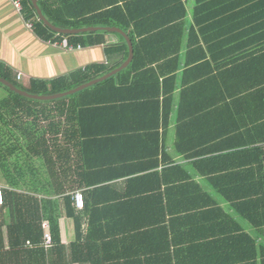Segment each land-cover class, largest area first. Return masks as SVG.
<instances>
[{
    "label": "crops",
    "instance_id": "0c3cea01",
    "mask_svg": "<svg viewBox=\"0 0 264 264\" xmlns=\"http://www.w3.org/2000/svg\"><path fill=\"white\" fill-rule=\"evenodd\" d=\"M126 1L37 3L57 27H116L130 37L116 24L84 23L112 21L117 15L111 12ZM238 1L184 0L182 34L171 42L179 47V66L169 117L161 115L158 124L154 118L146 120L149 103L117 102L101 110L88 109L83 115L85 134L71 137L65 151L71 156L65 157L62 169L46 167V181L39 183L33 173L32 177L15 173L13 180L7 169H0V187L4 193L15 192L13 210L10 203L0 206V264H179L186 254L181 250L189 243L194 247L189 252L198 253L208 251L203 246L216 240L241 236L249 241L213 245L211 251L223 254L220 260L255 257V262L264 264V50L233 38L239 15L223 11L215 19L219 8L240 6ZM24 2L18 10L10 0H0L1 77L25 88L45 81L53 89L56 78L121 59V54L106 53L111 45L122 43L121 33L88 30L71 34H83V41L75 43L50 29L31 1L33 10L25 9ZM201 10L207 11V20ZM195 17L205 31H199ZM165 18L163 14L157 20ZM100 36L101 42L89 43ZM63 38L81 48L66 50ZM4 136L6 141L10 137ZM10 139L20 143L16 154L24 150L36 157L22 135ZM184 188L188 193L180 194ZM76 191L83 193L82 208L75 205ZM169 202L174 204L169 207L172 212L197 204L201 210L195 217L170 216ZM43 221L53 240L48 248L42 246ZM24 224L30 228L23 230ZM150 224L159 225L156 235L147 232L154 227ZM39 234L38 243L25 240L27 235L35 240ZM154 236L158 254L152 259L154 249L148 240ZM172 238L175 246L167 251V239ZM10 241L24 246L14 254ZM193 259L186 264H201Z\"/></svg>",
    "mask_w": 264,
    "mask_h": 264
},
{
    "label": "trees",
    "instance_id": "16d2710c",
    "mask_svg": "<svg viewBox=\"0 0 264 264\" xmlns=\"http://www.w3.org/2000/svg\"><path fill=\"white\" fill-rule=\"evenodd\" d=\"M239 1L237 3H239ZM126 2H128V4L125 3L123 8L117 7L111 12L113 13V17L115 15L114 12L117 15L112 21H84V23L87 24H101L106 26L116 24L123 30L129 31L134 48L133 59L126 68L122 69L117 74L116 79L110 77L77 94L50 101L29 99L2 85L8 90V94L0 99V167H4L11 155L15 154V144L20 145L18 141L14 142L10 139L14 138V135L18 133V135H22L25 138L24 142L28 144L27 146L31 148L36 157L43 160L44 165H46L48 169H62L65 163L64 160L66 158L70 159L69 156H71V154H69L70 152H65L68 145L72 144L70 141L71 137L85 134L83 131V115L85 113L84 111L88 109L101 110L109 108L111 106L110 104L117 102L142 105L149 103V111H146L148 114L146 115V120L154 118L156 124H158L161 115L162 118L170 116L171 107L174 104L175 74L179 66L177 58L179 47L175 48L171 42L178 39L182 34V19L185 9L184 0H128ZM24 3L25 9L33 10L29 0H25ZM239 4L240 6L235 4L229 5L230 7L224 10L219 8V10L215 12V14L218 15L215 19H217V17L221 18L223 11L230 12L229 16L232 14L239 15V20L233 25L238 33L233 38L244 39L247 43L254 42L259 45H255L254 49L259 48L260 50H264V0H241ZM200 12L205 16L203 19L207 20L208 16L205 14L207 11L201 10ZM163 14L166 18L158 22V17ZM210 16L211 15H209V17ZM152 21L156 22L152 24ZM195 23L199 26V31L203 32L206 30L205 28H200L201 21L196 17ZM219 23H221V21H219ZM149 24L152 25L148 26ZM44 29L54 33L47 27H44ZM97 34L98 32L93 33V35ZM59 36L68 37L69 41L75 43L83 41V34H59ZM102 39V36L97 39L93 38L89 43L101 42ZM121 39V44L111 45L106 50L109 56L121 54V59L119 61H114L113 63L109 61L102 64H90L83 70L78 69L66 76L56 78L53 80V89L48 88L45 81H40L39 84L32 85L30 88H25L19 84H16V86L30 93L52 94L72 89L84 82L99 77L118 67L122 61L128 57V45L122 36ZM262 53L264 56V51H261V54ZM151 115L154 116L150 117ZM96 116L99 117V114ZM29 118H31L32 121L29 122ZM16 119L20 121L17 123ZM5 133L10 135L7 141L4 139ZM153 176H155V174H153ZM142 178L143 177H140V179ZM171 186L173 187V185ZM168 188L171 187L168 186ZM179 191L180 194L186 192L185 188ZM14 195L15 192L13 191L6 190L4 193V205L6 203L12 204V210ZM134 200L137 199H132V201ZM173 205L172 202L167 204L168 212H170L167 213V215H182L183 213L185 217H195L198 210H201L199 209L200 206L197 204L196 206H179L176 210L178 212H172L169 207ZM40 220L41 218H38V221ZM170 222L171 221H169V223ZM148 226L154 227L150 228L147 232L156 235V230H159V225L150 224ZM26 228L30 227L24 224L23 230ZM166 234L167 236L169 235V230ZM155 237L156 236L148 240L149 245L154 249L153 254L150 253L149 255L151 256L149 258L152 259L158 254V238ZM25 240L38 243L41 237L39 234L38 238L32 240L30 236L27 235ZM225 241H227V243H225ZM245 241H249L246 236L229 240H216L214 243L203 246L204 248L209 247L206 249L209 252L202 251L198 253H196V249L193 250L194 253L189 252L194 248L193 245L189 243V245H186V247H183L181 250L186 251V254L183 255L180 262L186 264L195 258L198 262L201 261V264H258L255 262V257H252L253 260L249 257L244 259L240 257L232 260H220L219 256L223 254L220 255L219 253L211 251V246L213 245H219V247H221V245H240ZM23 244L21 242L10 241V252L17 254L18 250L24 246ZM171 246H175L173 238L167 239V251H169ZM1 247L2 246H0V252L2 250ZM99 259L103 261L105 257L100 256ZM167 261H172L170 255H167Z\"/></svg>",
    "mask_w": 264,
    "mask_h": 264
},
{
    "label": "water",
    "instance_id": "95a60500",
    "mask_svg": "<svg viewBox=\"0 0 264 264\" xmlns=\"http://www.w3.org/2000/svg\"><path fill=\"white\" fill-rule=\"evenodd\" d=\"M34 6V8L36 9L37 11V14L39 16V18L50 28L52 29L53 31L59 33V34H78V33H81V32H85V31H88V30H98V29H105V30H109V31H115V32H118V33H121L127 44H128V57L116 68H114L113 70L99 76V77H96V78H93L87 82H84L72 89H69V90H66V91H62V92H56V93H52V94H36V93H30L26 90H23L19 87H17L14 83H12L11 81L7 80L6 78H3L0 76V83L4 86H6L7 88H9V90L23 96V97H26V98H29V99H33V100H39V101H50V100H54V99H59V98H63V97H66V96H69V95H73V94H76L78 92H81L91 86H94L96 85L97 83H100L110 77H114L116 79V76H117V73L120 72L122 69L126 68L131 60L133 59V55H134V48H133V44H132V41L130 39V37L125 33L123 32L121 29L119 28H116V27H90V28H83V29H67V28H60V27H57L53 24H51L45 17L44 15L42 14V11L41 9L39 8V5L37 3V0H30Z\"/></svg>",
    "mask_w": 264,
    "mask_h": 264
},
{
    "label": "rangeland",
    "instance_id": "374dc122",
    "mask_svg": "<svg viewBox=\"0 0 264 264\" xmlns=\"http://www.w3.org/2000/svg\"><path fill=\"white\" fill-rule=\"evenodd\" d=\"M0 87H2L0 88V99H2V97L8 94V90L4 86L0 85ZM5 137L7 138L8 136ZM16 145L18 144H15V146ZM30 154L32 153L25 152L24 150L20 151L19 154H12L11 157L8 159L7 164L5 162L6 165L4 167H0V169H7L10 178H12L13 180L16 177L15 173L19 174V177L21 175L30 177L31 173H33L34 176L35 174H37L39 183L43 180L46 181L45 169L47 166L44 165L43 160L41 158L33 157ZM19 157H25V159L19 160ZM34 169L37 170L34 171ZM41 185L36 184V187H40Z\"/></svg>",
    "mask_w": 264,
    "mask_h": 264
},
{
    "label": "built area",
    "instance_id": "2783aa9c",
    "mask_svg": "<svg viewBox=\"0 0 264 264\" xmlns=\"http://www.w3.org/2000/svg\"><path fill=\"white\" fill-rule=\"evenodd\" d=\"M10 2L14 5V7L16 9H18V10L21 9L22 0H10ZM61 45L63 48H65L68 51H73L75 49L81 48L80 44H77V45L71 44L65 38L62 39ZM18 77H20V75H18ZM261 151H262V166H263V171H264V142L261 144ZM74 201H75V205L78 208L83 207L84 197H83V193L81 191H76L74 193ZM2 205H4V190L2 189V187H0V206H2ZM41 225L43 227V243H42V246L45 248H48V247L53 245L52 236H51L49 229H48V223L46 221H43Z\"/></svg>",
    "mask_w": 264,
    "mask_h": 264
}]
</instances>
